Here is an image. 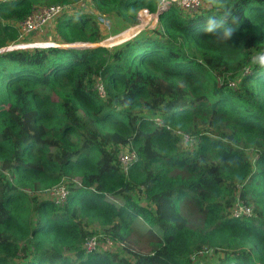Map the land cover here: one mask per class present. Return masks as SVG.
Wrapping results in <instances>:
<instances>
[{
	"label": "trees",
	"instance_id": "1",
	"mask_svg": "<svg viewBox=\"0 0 264 264\" xmlns=\"http://www.w3.org/2000/svg\"><path fill=\"white\" fill-rule=\"evenodd\" d=\"M78 1H0V48L23 41L34 6ZM89 1L133 25L159 0ZM227 3L238 20L228 44L204 34L201 0L112 47H67L104 36L92 14L66 10L57 45L0 52V264H200L208 251L212 264H264V68L250 60L264 50V0ZM124 148L137 154L127 173ZM60 183L55 204L45 191ZM237 184L251 217L230 214ZM93 223L148 247L85 252Z\"/></svg>",
	"mask_w": 264,
	"mask_h": 264
},
{
	"label": "built area",
	"instance_id": "2",
	"mask_svg": "<svg viewBox=\"0 0 264 264\" xmlns=\"http://www.w3.org/2000/svg\"><path fill=\"white\" fill-rule=\"evenodd\" d=\"M0 1H7V0H0ZM177 4L181 6L184 9H194L198 7L200 4V0H159L155 10L150 11L148 9H141L139 10L138 17H145V14H151L153 15L152 18H155V20H158L159 13L161 14L165 10L169 8L171 4ZM68 9V6H67ZM66 5L62 4H48V5H37L34 6L30 13L18 23V30L20 34V40H23V38L35 31L41 30V28L46 24V22H51L55 18H57L59 15L64 13L66 10ZM146 12V13H145ZM105 19H103L104 21ZM21 42V41H20ZM50 45H57L54 42H45L44 45H41L40 47L44 46H50ZM19 46H12L11 44H7L0 48L1 51H8L12 49H16ZM38 47V46H34ZM31 48V47H30ZM249 67L244 68V72H248ZM230 86H234V82H229ZM95 88L97 90V93L100 97H103L105 95L104 86L101 81H98L95 84ZM154 123L158 125H165L166 127H169L165 124L164 120L156 116L153 118ZM177 133L182 137L183 141L185 143H191L193 141V137L190 134L185 133L182 130H177ZM137 159V154L132 149L124 148L119 151L118 153V160L120 163V166L122 167L123 171L127 173L129 166ZM45 192L50 195V199L53 200L55 204H62L66 198H67V188L64 186L63 183L57 184L55 186H52ZM253 206L246 203L245 200L241 197V185H236V190L234 194V202L230 209V214L234 218H242V217H251L253 216ZM107 244L109 246H106L104 248L106 249H115L117 247V244L113 243L111 240L106 239ZM122 244V243H118ZM98 241L95 238V236L87 237L82 246L85 250V252L93 251L95 248H97Z\"/></svg>",
	"mask_w": 264,
	"mask_h": 264
},
{
	"label": "rangeland",
	"instance_id": "3",
	"mask_svg": "<svg viewBox=\"0 0 264 264\" xmlns=\"http://www.w3.org/2000/svg\"><path fill=\"white\" fill-rule=\"evenodd\" d=\"M66 9H67V6H66ZM76 10H81V11L92 14L95 20L98 22L101 28V31L103 33V36H104L103 40H101L100 42L95 43V44L89 43L87 45H101V46L112 47L113 45L119 44L135 36L139 31H141V29L154 28L158 21V20H155V18L148 20L147 17L145 16L143 17L142 21L139 23L138 20L140 18L138 17V14H139V11H138L136 23L133 25H127L126 24L127 22L122 21L119 17L115 15L104 14L103 16L101 14H96V12L93 11L92 9L89 0H79L74 5L68 6V9H67V11H76ZM103 19L105 20L103 21ZM54 21L55 19L52 22H46V24L41 28V30H38V31H35L33 33L26 35L28 37L26 38L24 37L23 41L16 42V43H10V44L12 46H19L16 49H22V48H29V47H34V46L40 47L41 45H44L45 42H52V41L54 42L53 40L55 39L54 29H53ZM140 27L142 28L140 29ZM136 31L138 32L135 33ZM79 45H85V44H79ZM243 73H246V72H243ZM91 228L95 230L93 233V236H95V238L98 241L97 248L104 249L103 247H105V245L109 246L107 242H105L106 239H109L113 243L117 244L116 250L119 254L128 257L129 254L127 253L126 249L123 250L124 245L130 246L132 249H143V250L147 249L148 247L137 238V234L135 232L133 235L130 236L129 240H127L126 242H123L122 244H118L116 243L117 241H113L110 236H107L103 232H101L102 229L100 226H98V224L93 223ZM193 258L194 260L197 259L195 262H198L200 264L202 263L212 264L216 260V255L212 254V251L199 252L198 258H197V254L196 256L194 255Z\"/></svg>",
	"mask_w": 264,
	"mask_h": 264
},
{
	"label": "clouds",
	"instance_id": "4",
	"mask_svg": "<svg viewBox=\"0 0 264 264\" xmlns=\"http://www.w3.org/2000/svg\"><path fill=\"white\" fill-rule=\"evenodd\" d=\"M202 6L211 13L206 16L204 34L211 36L217 44H228L236 30L238 20L228 7L227 0H202ZM250 60L253 65L264 68V50L252 55Z\"/></svg>",
	"mask_w": 264,
	"mask_h": 264
},
{
	"label": "water",
	"instance_id": "5",
	"mask_svg": "<svg viewBox=\"0 0 264 264\" xmlns=\"http://www.w3.org/2000/svg\"><path fill=\"white\" fill-rule=\"evenodd\" d=\"M160 14V13H159ZM138 31H136L135 33H137ZM70 44H73V46H69V45H66L67 47H86V46H96V45H87L89 43H83V42H73V43H70ZM78 44H85V45H78ZM52 46V45H50ZM61 46H65V45H61Z\"/></svg>",
	"mask_w": 264,
	"mask_h": 264
},
{
	"label": "bare ground",
	"instance_id": "6",
	"mask_svg": "<svg viewBox=\"0 0 264 264\" xmlns=\"http://www.w3.org/2000/svg\"><path fill=\"white\" fill-rule=\"evenodd\" d=\"M169 2H171V0H169Z\"/></svg>",
	"mask_w": 264,
	"mask_h": 264
},
{
	"label": "crops",
	"instance_id": "7",
	"mask_svg": "<svg viewBox=\"0 0 264 264\" xmlns=\"http://www.w3.org/2000/svg\"><path fill=\"white\" fill-rule=\"evenodd\" d=\"M142 27H140V29H141Z\"/></svg>",
	"mask_w": 264,
	"mask_h": 264
}]
</instances>
